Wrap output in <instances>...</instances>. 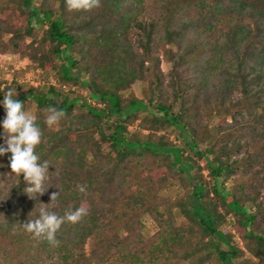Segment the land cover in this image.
Instances as JSON below:
<instances>
[{"label":"trees","instance_id":"1","mask_svg":"<svg viewBox=\"0 0 264 264\" xmlns=\"http://www.w3.org/2000/svg\"><path fill=\"white\" fill-rule=\"evenodd\" d=\"M33 2L0 0V55L53 74L28 91L49 179L30 199L11 153L0 156V264H264V0H101L91 12ZM136 81L142 97L123 96ZM77 85L96 102L69 98ZM50 106L66 113L51 128ZM58 190L52 211H88L54 247L21 224Z\"/></svg>","mask_w":264,"mask_h":264},{"label":"clouds","instance_id":"2","mask_svg":"<svg viewBox=\"0 0 264 264\" xmlns=\"http://www.w3.org/2000/svg\"><path fill=\"white\" fill-rule=\"evenodd\" d=\"M101 0H66L68 11L91 12L100 8ZM16 88H9L5 91L2 101L6 112V117L2 122L5 134V143L0 146V156L11 153V172L17 176L23 175L25 187L24 193L30 199H37L38 195L45 194V182L49 179V162L41 163L40 156L36 153V148L42 143L43 133L36 124V116L24 110V103L15 99L18 96ZM47 116L45 123L51 128L59 124L66 117L63 110L54 107L46 109ZM81 193L86 191L85 186L77 185ZM61 196L60 190L52 193L50 203L41 204L37 218L28 219L21 227L40 242L58 247L60 241L57 233L65 223L76 224L87 215V208L84 204L75 210L68 209L64 214L58 215L51 209L56 206V202Z\"/></svg>","mask_w":264,"mask_h":264},{"label":"rangeland","instance_id":"3","mask_svg":"<svg viewBox=\"0 0 264 264\" xmlns=\"http://www.w3.org/2000/svg\"><path fill=\"white\" fill-rule=\"evenodd\" d=\"M41 3V0H34L33 5L39 6ZM52 8L55 9L56 6L52 4ZM189 11L192 12V9ZM36 31H39L38 26H34ZM218 29L224 30L226 28V22L222 21V23H219L217 26ZM161 65L160 68L163 72H167L170 68V64L166 60V53L164 50L161 51ZM88 76H84V79L87 80ZM17 83L16 91L19 93L17 98L21 99L22 96H26L31 102L28 106L27 112H30L31 114H35V103L32 100V98L29 96L28 91L31 89H38V87H42L44 91L47 89V84H55V80L53 78L52 72L49 74L48 79L45 78V74L38 68L34 67L30 62H27L26 60H22L21 58H18L17 56L13 55H0V86L3 87L6 83L11 84L12 82ZM142 89H143V83L136 81L134 82L130 89L128 91L122 92L123 96H136L138 98L142 97ZM69 98L81 96L84 98L87 102H90L91 104H94L96 101L90 98L88 90L85 89L82 85H77L76 87H71L70 89L68 87L64 88V91L67 93ZM22 95V96H21ZM82 100H79L77 102V106H80ZM1 116V113H0ZM3 130V132H0V140L2 142V145L5 143V134L4 129L1 128L0 131ZM146 133V132H145ZM3 136V137H2ZM171 139H174V135L170 136ZM177 145H182V143L177 142ZM191 155V154H190ZM1 158V157H0ZM1 160V159H0ZM3 164L0 162V186L4 184V177L2 176L1 169ZM206 172H204L205 174ZM234 182L229 181L227 184V189L230 190L233 186ZM162 194H171L173 196V192L171 191H165ZM180 217L177 218L178 223L180 222ZM142 230L141 233L145 236V238L149 239L157 230L156 225L154 224L153 220L148 216L145 215L142 217ZM239 243V240L236 239ZM92 248L91 240H88L84 246V251L86 254L89 253L90 249Z\"/></svg>","mask_w":264,"mask_h":264}]
</instances>
